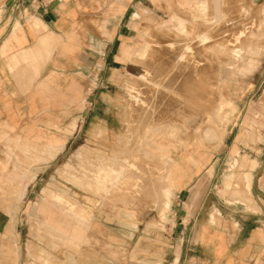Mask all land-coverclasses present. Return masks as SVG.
<instances>
[{"label": "rangeland", "instance_id": "374dc122", "mask_svg": "<svg viewBox=\"0 0 264 264\" xmlns=\"http://www.w3.org/2000/svg\"><path fill=\"white\" fill-rule=\"evenodd\" d=\"M79 1L72 6L73 29L99 43L109 41L118 24L129 25L130 39L120 48H130L132 58L152 38L175 40L170 35L178 18L199 15L198 6L185 0L179 4L176 0ZM213 1L204 4L207 16L224 15L233 23L226 28L229 33H252L253 42L262 49L249 66L238 59L232 62L224 80L213 71L205 76L207 91L199 107L205 109L208 100L216 111L221 102H229L220 105L221 122L207 126L200 115L194 128L177 126L152 133L149 141L171 146L174 162L168 173L158 156L144 157L140 149L155 148L145 140L136 142L133 132L139 107L127 76L134 81L137 68L122 56L115 70H105L102 78L103 73L98 76L90 65L89 89L74 105L76 114L58 119V136L80 130L66 149L54 156L45 147L28 152L22 142H6L17 164L8 166L12 177L0 183V264H152L146 259L161 252L166 242L161 237L173 236V209L180 188H186L180 205L191 213L199 210L197 232L202 226L227 229L234 221L250 218L248 207L239 202L246 193V173L251 175L254 212L264 216V11L256 0ZM165 61L155 56L154 64L164 70ZM97 78L104 79L102 88L96 87ZM162 98L174 107L182 106L174 95L162 92ZM241 158L255 162V168L240 169L235 161ZM111 165L116 172L96 175V166ZM31 177L35 179L21 194L20 185ZM168 182L173 190L160 219L158 203Z\"/></svg>", "mask_w": 264, "mask_h": 264}, {"label": "crops", "instance_id": "0c3cea01", "mask_svg": "<svg viewBox=\"0 0 264 264\" xmlns=\"http://www.w3.org/2000/svg\"><path fill=\"white\" fill-rule=\"evenodd\" d=\"M211 2L216 3L197 1L203 5ZM80 3L0 0V183L12 177L8 166L17 164L6 142H22L28 152L45 147L54 156L61 153L80 130L58 136V119L76 114L74 105L89 89L90 65L103 78L105 70H115L122 60L120 44L130 39L131 26L118 24L107 42L89 41L86 34L73 29L72 6ZM256 4L264 11V0H256ZM125 52L131 53V49ZM103 84L104 79L97 78L96 87ZM246 176V193L238 201L248 207L250 218L234 221L227 229L202 226L197 232L199 210L191 213L180 205L181 193L186 191L180 188L173 209V236L161 237L166 241L161 252L151 253L146 260L152 264H264V216L254 212L251 175ZM34 179L20 185L21 194ZM243 182L246 187L245 178Z\"/></svg>", "mask_w": 264, "mask_h": 264}, {"label": "bare ground", "instance_id": "6f19581e", "mask_svg": "<svg viewBox=\"0 0 264 264\" xmlns=\"http://www.w3.org/2000/svg\"><path fill=\"white\" fill-rule=\"evenodd\" d=\"M189 4L198 6L197 12H199V15L193 16L192 14L190 19L177 17V24L170 35L176 41L152 38L153 41L146 44V47L140 53H137V58H132L130 53L125 52V48H122L121 51V57L126 56L128 62L138 70L133 77L135 78L134 81L129 78L130 75L127 76L130 80L129 86H132L131 90L135 91L133 97L135 104L139 107L135 111L136 119L133 128V132L136 133V142L145 140L147 145L154 146V150L140 149V151L147 158L158 156L159 160L165 164L168 173L171 172V164L174 162L169 156L171 146L154 140L149 141L152 138L151 134L161 133V130L165 129L177 130V126L194 128L201 121L196 122V116L200 115L204 116L202 121L208 123L207 126H210L209 123L221 122L220 105L228 106L229 102H221L216 111H212L208 100L207 106L204 105L205 109L199 107L200 98L207 91V88L203 85L205 84V76L213 71V74L217 73V76L221 79L224 77V80L232 70V62L238 59L249 66L252 64V58L258 57L262 50L260 46H257V43L253 42L252 38L254 36L252 33L246 34L243 30H238L234 34L229 33L226 28L232 26L233 23L232 21L227 22L224 15L207 16V5L194 3V0H189ZM221 20H224V22L219 24ZM169 32L167 30L166 34L169 35ZM160 55L166 59L164 70L163 68L159 69L154 64L155 56ZM221 57L227 59H218ZM191 81L196 82V86L189 87ZM162 92H166L167 95H174L182 106L177 108L172 104L162 102ZM166 113H169V115ZM235 163L240 169L249 171L255 166V162L249 163L243 158L240 162L235 161ZM98 166L95 168L97 176L103 174V172L105 173V170L111 174L116 172L113 165L107 166L106 169ZM120 170H122V167ZM231 178L226 179V186H228V180ZM243 178H245V188H247L246 179L248 177ZM172 190L169 183V186L165 187L163 191L164 196L162 198L164 197V200L162 198L159 200L158 215L160 219H163L166 210H168L169 196ZM11 254L15 255L14 252H11Z\"/></svg>", "mask_w": 264, "mask_h": 264}]
</instances>
